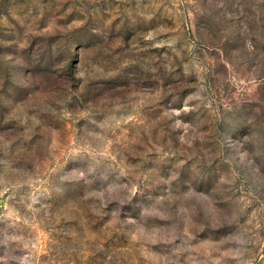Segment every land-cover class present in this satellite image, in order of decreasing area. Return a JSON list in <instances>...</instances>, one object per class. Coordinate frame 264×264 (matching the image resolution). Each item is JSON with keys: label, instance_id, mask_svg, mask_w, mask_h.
<instances>
[{"label": "rangeland", "instance_id": "1", "mask_svg": "<svg viewBox=\"0 0 264 264\" xmlns=\"http://www.w3.org/2000/svg\"><path fill=\"white\" fill-rule=\"evenodd\" d=\"M0 264H264V0H0Z\"/></svg>", "mask_w": 264, "mask_h": 264}]
</instances>
